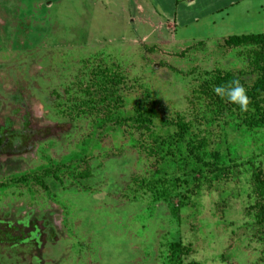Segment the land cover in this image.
<instances>
[{"label": "rangeland", "instance_id": "374dc122", "mask_svg": "<svg viewBox=\"0 0 264 264\" xmlns=\"http://www.w3.org/2000/svg\"><path fill=\"white\" fill-rule=\"evenodd\" d=\"M246 5L0 0V264H264V93L242 111L203 90L261 78L264 45L226 44L264 34ZM188 139L222 169H176Z\"/></svg>", "mask_w": 264, "mask_h": 264}, {"label": "trees", "instance_id": "16d2710c", "mask_svg": "<svg viewBox=\"0 0 264 264\" xmlns=\"http://www.w3.org/2000/svg\"><path fill=\"white\" fill-rule=\"evenodd\" d=\"M226 44L227 45H231V46H241V45H245V44H256V45H264V34H247V35H233L230 36L226 39ZM264 63V60H262ZM258 69H260L262 76L261 78L258 79V81L254 84L253 88L251 89L252 92L248 95L250 100L253 103H256L258 100V97L264 93V64L263 65H259L258 64ZM239 78L231 75V74H226L224 76H216L215 79H212V81H210V83L205 84V86L203 87V90L206 91L207 93L210 92L211 95L213 96V100L216 104V106H220L223 108H230V109H240V107L238 105H235L231 102L228 101V99L226 97H221L218 94L215 93L214 88L216 86L219 85H224L232 80H236ZM240 81V80H239ZM211 97V96H210ZM212 98V97H211ZM258 105V104H257ZM257 105H253V106H257ZM137 115L135 120L138 121H148L151 120V118L149 119L147 113L144 112V109L141 107H139V109H137ZM258 120L256 118V115H250V118H248L246 120V123L249 126H253L256 125L258 123ZM264 120V118H263ZM178 127L180 129H182V133H171L169 134L170 139L167 140L165 139V141H163V139H159L158 137H156L155 139H159L158 141V145L160 144V148L166 149V148H171V143H173V138L175 139L176 135L177 138L175 139V141H180L181 139L184 140V138H187V133H185V130L183 129L184 127L181 126L180 124L178 125ZM182 135V137H181ZM192 138V137H191ZM192 140H187V142L185 143V148L184 150L187 152L183 155V160L179 161L178 160V164H175L174 167L178 170H180L182 168L184 164V166H187L186 163L190 164L188 165L189 168H192L195 172H200L201 170H203L206 166H214V169L217 170H221L222 167L224 166V164L220 163L223 162V160L221 161L220 159V155L219 153H217V151H213L210 156L215 160V163L212 164L210 162H207L204 158V156H206V154L203 153V145L201 143H192ZM158 148V147H157ZM181 150H183V146L180 147ZM158 150V149H156ZM169 151H167L166 153L168 154ZM176 162V161H174ZM220 163V164H219ZM198 166V168L196 167ZM187 168V170L183 173H185L186 175L189 174V172H191L189 169ZM180 173H178V175L176 176V179L179 180L178 178H180ZM193 177V176H192ZM183 178V177H182ZM176 181V180H175ZM253 183H254V189H253V194L255 196V204L254 207L257 208L258 213H257V218L259 220H261L262 222H264V171L260 168H257V170L253 173ZM172 194V193H171ZM173 246L176 247V249H179L181 251L185 252H189L190 248H187L186 246H184L183 242L181 240L174 242ZM187 264H196L195 262H190Z\"/></svg>", "mask_w": 264, "mask_h": 264}, {"label": "crops", "instance_id": "0c3cea01", "mask_svg": "<svg viewBox=\"0 0 264 264\" xmlns=\"http://www.w3.org/2000/svg\"><path fill=\"white\" fill-rule=\"evenodd\" d=\"M130 1V0H129ZM203 2V5L205 6V9H208L211 14H220L223 13L224 9L227 7H236L241 6V4H247L248 10H246V13H243L241 16L244 17V19H247V16H252L253 23H262L264 24V13L261 14L260 11L264 10V0H174L175 4H179V2H189V3H197V2ZM149 0H131V3H133V7L137 9L138 11L142 12L144 4L148 3ZM257 3L258 11L250 12L249 7L252 6V8L255 7V4ZM249 11V12H248ZM141 21H143L144 17L141 16ZM252 21L250 22L252 24ZM161 23V22H160ZM215 23V22H214Z\"/></svg>", "mask_w": 264, "mask_h": 264}, {"label": "clouds", "instance_id": "9594fccd", "mask_svg": "<svg viewBox=\"0 0 264 264\" xmlns=\"http://www.w3.org/2000/svg\"><path fill=\"white\" fill-rule=\"evenodd\" d=\"M214 91L222 98L226 97L229 102L238 105L242 111H247L250 103L249 97L246 88L238 79L216 86Z\"/></svg>", "mask_w": 264, "mask_h": 264}]
</instances>
